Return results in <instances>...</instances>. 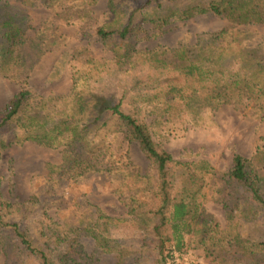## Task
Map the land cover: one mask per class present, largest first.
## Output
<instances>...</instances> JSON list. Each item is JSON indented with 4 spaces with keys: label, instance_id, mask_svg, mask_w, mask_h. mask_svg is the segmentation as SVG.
<instances>
[{
    "label": "trees",
    "instance_id": "obj_1",
    "mask_svg": "<svg viewBox=\"0 0 264 264\" xmlns=\"http://www.w3.org/2000/svg\"><path fill=\"white\" fill-rule=\"evenodd\" d=\"M60 1L0 0V76L19 77L15 50L30 27V8ZM69 1L73 8H90L99 0ZM107 7L95 37L110 47L113 58L88 52L81 65L71 67L67 93L37 96L23 86L0 107V264H126L143 259L174 264L169 256L185 252L199 233L209 231L214 232L209 253L229 256L232 264H264V174L254 160L236 152L231 167L222 170L207 159L176 157L154 139L139 112L152 105L164 118L179 115L201 124L206 112L225 104L245 100L261 105L264 51L251 39L254 32L232 25L202 32L193 51L181 53L173 66L165 56L136 47L143 26H163L173 18L215 14L235 25L261 24L264 0H107ZM121 134L135 141L149 162L145 171L130 170L122 177L126 214L86 202L73 205L79 214L76 223L58 224L45 199L33 195L18 202L6 196L1 162L13 143L34 141L62 150L61 162L47 163L53 185L49 192L57 188L58 178L78 182L93 179L96 171L120 168L113 153ZM103 162L109 164L106 169ZM210 190L224 198L227 224L221 229L207 226L204 198ZM241 220L257 224L260 232L245 231ZM22 225L29 236L21 233ZM127 228L138 241L115 234Z\"/></svg>",
    "mask_w": 264,
    "mask_h": 264
},
{
    "label": "rangeland",
    "instance_id": "obj_2",
    "mask_svg": "<svg viewBox=\"0 0 264 264\" xmlns=\"http://www.w3.org/2000/svg\"><path fill=\"white\" fill-rule=\"evenodd\" d=\"M70 4L69 0H61L56 6L40 3L30 8V27L15 50L14 69L19 77L0 76V107L23 86L37 96L67 93L71 85V67L81 65L88 52L100 59L114 57L110 47L95 37L97 26L108 16L107 0H99L90 8L79 4L73 8ZM231 23L224 16L198 14L188 20L173 18L163 26L147 24L136 34V47L140 52L165 56L168 66H173L179 62L181 53L185 56L193 51L202 32L232 25L234 29L253 31L255 36L251 39L261 44L260 51H264V22L257 25ZM261 105L245 100L238 105L225 104L206 112L201 124H193L179 115L164 118L152 105L141 106L139 112L148 122L154 139L176 157L189 161L207 159L216 168L227 170L237 152L252 158L264 174V102ZM62 157L60 148L34 141L13 143L3 151L1 162L6 196L18 202L33 195L45 199L52 221L58 224L76 223L79 214L73 205L86 202L103 206L110 213L126 214L127 195L121 191L123 176L130 170L145 171L149 165L135 141L121 134L113 153L114 164L120 168L96 171L93 179L91 176L90 180L78 182L66 176L58 178L57 188H50L48 192V187L53 185H50L47 163H59ZM101 166L106 169L109 164L103 162ZM223 202L221 194L212 190L205 196L209 228L226 226ZM241 221L245 231L260 232L257 224ZM27 229L25 225L20 227L25 236L30 234ZM131 232L130 228L117 229L115 234L123 240L132 236L138 241ZM213 233H199L185 252L176 251L169 259L174 264H232L229 256L207 251ZM142 262L130 260L126 264H157L153 259Z\"/></svg>",
    "mask_w": 264,
    "mask_h": 264
}]
</instances>
